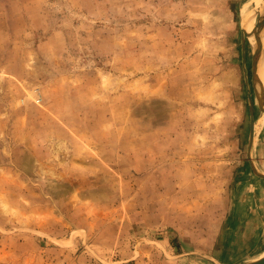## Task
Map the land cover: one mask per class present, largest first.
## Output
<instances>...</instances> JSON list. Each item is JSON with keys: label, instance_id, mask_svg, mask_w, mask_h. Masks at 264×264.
Here are the masks:
<instances>
[{"label": "rangeland", "instance_id": "374dc122", "mask_svg": "<svg viewBox=\"0 0 264 264\" xmlns=\"http://www.w3.org/2000/svg\"><path fill=\"white\" fill-rule=\"evenodd\" d=\"M241 8L0 0V264H215L249 119Z\"/></svg>", "mask_w": 264, "mask_h": 264}, {"label": "crops", "instance_id": "0c3cea01", "mask_svg": "<svg viewBox=\"0 0 264 264\" xmlns=\"http://www.w3.org/2000/svg\"><path fill=\"white\" fill-rule=\"evenodd\" d=\"M230 1L234 10H237L247 0ZM240 31L243 32L242 29ZM240 39L243 46L242 78L246 95L248 93L249 119L244 130V158L235 170L228 206L213 251L215 264H248L264 253V123L261 133L256 130L258 118L261 119L264 112L262 116L260 98L256 94L258 76L254 77L252 71L253 49L250 39H246L245 33L240 35ZM261 102L264 108V91Z\"/></svg>", "mask_w": 264, "mask_h": 264}, {"label": "bare ground", "instance_id": "6f19581e", "mask_svg": "<svg viewBox=\"0 0 264 264\" xmlns=\"http://www.w3.org/2000/svg\"><path fill=\"white\" fill-rule=\"evenodd\" d=\"M260 10L264 11V0H250L248 3L244 4L240 11L239 22L241 25V29L246 31L247 33H252L254 29L255 24V11ZM260 15V14H259ZM263 16L264 14L261 13ZM261 16V17H262ZM258 22V21H257ZM253 35V34H252ZM248 40L251 39V42L253 43V36L247 35ZM257 40H258V65H257V84L256 89H261V92L264 91V29H262L257 34ZM250 43V41H249ZM256 41L254 42L255 45ZM264 105V104H263ZM263 115V114H262ZM262 117V116H261ZM260 118V117H259ZM257 121V131L258 133H261V126L264 123V116ZM257 133V132H256ZM255 133V135H256ZM255 139V138H254ZM264 258V253H262L260 256H258L256 259H254L251 263L257 262L260 259Z\"/></svg>", "mask_w": 264, "mask_h": 264}, {"label": "water", "instance_id": "95a60500", "mask_svg": "<svg viewBox=\"0 0 264 264\" xmlns=\"http://www.w3.org/2000/svg\"><path fill=\"white\" fill-rule=\"evenodd\" d=\"M264 27V15L260 18V20L254 25V29L252 31V33H247L246 31L243 30L244 33H246L248 36H253V43L251 42V39L249 40L250 41V45L253 49V53H252V71H253V74H254V77H257V64H258V40H257V34L262 30V28ZM253 34V35H252ZM256 41L255 45H254V42ZM258 78V77H257ZM256 94L258 95V92L256 90ZM259 106H260V109L263 110L264 112V108L262 106V102L260 103V99H259ZM248 264H264V258L260 259L259 261L257 262H254V263H248Z\"/></svg>", "mask_w": 264, "mask_h": 264}]
</instances>
